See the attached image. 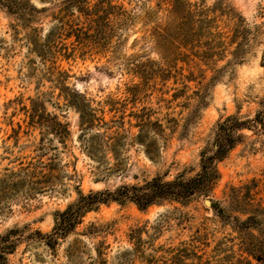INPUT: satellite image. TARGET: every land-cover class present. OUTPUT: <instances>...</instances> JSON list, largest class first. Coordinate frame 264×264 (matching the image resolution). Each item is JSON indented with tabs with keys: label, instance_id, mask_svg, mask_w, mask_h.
I'll list each match as a JSON object with an SVG mask.
<instances>
[{
	"label": "rangeland",
	"instance_id": "374dc122",
	"mask_svg": "<svg viewBox=\"0 0 264 264\" xmlns=\"http://www.w3.org/2000/svg\"><path fill=\"white\" fill-rule=\"evenodd\" d=\"M72 27L87 32L83 45ZM49 33L52 48H42ZM72 90L106 119L115 114L109 99L126 103V113L151 110L164 129L155 158L129 138L118 169L112 153L108 162L89 156ZM261 110L264 0H18L15 8L0 0V235L19 229L6 264H103L96 261L100 241L111 246V259L128 246L131 228L163 213L171 219L157 243L193 240L209 264H264V131L256 122L217 161L211 188L188 202L145 210L130 201L102 203L54 248L36 233L52 231L56 211L77 198L76 186L87 193L155 175L195 176L217 123ZM45 120L67 125L65 142L44 134ZM45 164L57 177L36 191L25 171Z\"/></svg>",
	"mask_w": 264,
	"mask_h": 264
},
{
	"label": "trees",
	"instance_id": "16d2710c",
	"mask_svg": "<svg viewBox=\"0 0 264 264\" xmlns=\"http://www.w3.org/2000/svg\"><path fill=\"white\" fill-rule=\"evenodd\" d=\"M1 1H5L6 5L11 8H15L18 2V0ZM69 33H76L82 45L84 43L81 40L84 39L83 34L88 35L82 29L74 27ZM51 38L52 33H49L45 41L41 43L42 48H52ZM71 92L72 94L69 95L74 98H69V104L75 106L80 116L78 138L89 156L99 162H108L107 155L112 153L118 169L121 147L129 138L132 142L142 144L147 155L155 158L159 152V138L163 137L164 129L159 120L151 119V110L143 107L139 111L131 110L126 113V103L109 99L107 103L111 105L110 111H114L115 114L112 118L106 119L104 110L92 107L83 93L76 90ZM118 103L120 106L117 105ZM117 112L120 114L117 115ZM254 122L262 124L264 131V110L259 111L253 119L243 120L240 116L232 114L219 121L211 143V152L207 149L202 151L200 170L193 177L186 178L180 174L174 179L167 180L162 175H155L143 183L122 184L114 190H90L87 193L76 186L77 198L64 210L56 211L52 231L44 234L37 230L36 233L45 238L47 244L54 248L60 238L77 233V227L83 222L84 216L92 210H97L102 203L130 201L135 203L139 209L145 210L153 204H161L168 200L188 202L198 193L206 192L211 188L219 177L217 161L226 157L242 140L243 134L240 130L253 127ZM41 125L44 128V134L52 132L62 142H65L69 134L66 124L58 120L52 123L45 120L41 122ZM131 128H137V132L132 133ZM53 170L48 164L38 171L36 169L26 170L25 179L34 185L31 188L43 191L44 187L53 185L51 183L57 177L52 173ZM67 175L75 178L74 174L68 173ZM33 177L36 179L32 180ZM170 219L168 213H163L151 224L146 222L131 228L127 234L128 246L118 248L110 256L111 259L108 258V249L111 246L100 241L95 247L96 261L103 264H107L109 260L112 264H209L202 261L203 255L198 253L199 246L193 240L191 242L180 241L177 245L157 243L164 227L169 225ZM97 228L96 224L92 223L87 230L90 234H94ZM18 230V228H12L6 234L0 235V264H6L7 254L13 252L16 245L13 235Z\"/></svg>",
	"mask_w": 264,
	"mask_h": 264
},
{
	"label": "water",
	"instance_id": "95a60500",
	"mask_svg": "<svg viewBox=\"0 0 264 264\" xmlns=\"http://www.w3.org/2000/svg\"><path fill=\"white\" fill-rule=\"evenodd\" d=\"M205 203H206L207 205H211V201H210L209 199H205Z\"/></svg>",
	"mask_w": 264,
	"mask_h": 264
}]
</instances>
